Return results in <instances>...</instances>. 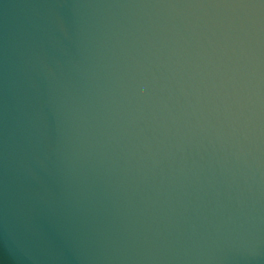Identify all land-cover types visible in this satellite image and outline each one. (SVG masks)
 <instances>
[{
    "label": "water",
    "instance_id": "1",
    "mask_svg": "<svg viewBox=\"0 0 264 264\" xmlns=\"http://www.w3.org/2000/svg\"><path fill=\"white\" fill-rule=\"evenodd\" d=\"M0 264H264V0H0Z\"/></svg>",
    "mask_w": 264,
    "mask_h": 264
}]
</instances>
